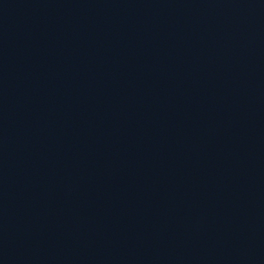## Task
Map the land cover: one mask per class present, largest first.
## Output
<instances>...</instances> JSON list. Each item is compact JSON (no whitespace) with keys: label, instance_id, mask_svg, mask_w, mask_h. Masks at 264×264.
Masks as SVG:
<instances>
[{"label":"water","instance_id":"water-1","mask_svg":"<svg viewBox=\"0 0 264 264\" xmlns=\"http://www.w3.org/2000/svg\"><path fill=\"white\" fill-rule=\"evenodd\" d=\"M0 264H264V0H0Z\"/></svg>","mask_w":264,"mask_h":264}]
</instances>
